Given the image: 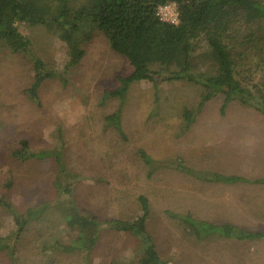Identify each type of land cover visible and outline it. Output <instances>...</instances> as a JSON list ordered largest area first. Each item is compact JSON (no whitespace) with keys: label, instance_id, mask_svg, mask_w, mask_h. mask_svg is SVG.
Masks as SVG:
<instances>
[{"label":"rangeland","instance_id":"374dc122","mask_svg":"<svg viewBox=\"0 0 264 264\" xmlns=\"http://www.w3.org/2000/svg\"><path fill=\"white\" fill-rule=\"evenodd\" d=\"M31 41L29 52L12 53L0 45V197L22 212L56 198L52 159L20 161L12 151L23 139L34 151L63 146L64 162L81 176L77 200L102 218H129L139 212L136 198L146 194L152 210L148 226L160 256L170 264H264V237L248 241L212 237L198 240L165 210L191 213L214 223L230 222L264 232V183L207 182L173 168H158L148 176L136 154L144 148L151 157L171 163L183 160L195 171L264 178V115L233 101L223 108L218 96L197 111L202 89L184 82L148 80L134 83L123 104L127 141L105 127L106 115L120 106L118 98L103 101L105 90L118 86V77L132 66L97 32L78 66L67 73V84L47 79L40 89L41 106L24 93L34 79L32 59L63 72L66 45L42 25H20ZM194 117L185 128L183 111ZM176 165V164H173ZM12 183L11 188L7 184ZM12 216L0 209V234L14 233ZM66 225L54 207L41 221L27 226L19 240L14 264H83L79 254L55 251L54 240L67 241ZM45 240H52L47 248ZM135 241L104 230L93 264H133ZM0 264H13L0 252Z\"/></svg>","mask_w":264,"mask_h":264},{"label":"trees","instance_id":"16d2710c","mask_svg":"<svg viewBox=\"0 0 264 264\" xmlns=\"http://www.w3.org/2000/svg\"><path fill=\"white\" fill-rule=\"evenodd\" d=\"M175 3L178 21L162 20L161 6ZM42 25L66 45L68 61L63 72L47 68L41 58L32 59L34 79L24 89L30 102L41 106L40 89L47 79L59 78L67 84V73L78 66L86 54V46L97 32L108 39L110 47L124 56L132 66L129 75L118 77L119 84L105 90L103 101L120 100L119 108L105 117V127L114 130L123 141L129 136L124 128L122 108L134 83L148 80L158 88L162 82H184L202 89L197 111L215 97H223V108L233 101L253 107L264 115V0H0V45L12 53H26L30 39L20 25ZM196 113L185 108V128ZM64 145L34 151L23 139L12 151L20 161L52 159L56 165L53 180L56 198L17 209L7 195L0 197V209L10 214L17 230L0 234V252L14 264L19 240L27 226L42 220L49 206L64 221L69 239L54 240L55 251L79 254L83 264L92 258L109 230L135 241L133 264H170L163 259L148 226L151 201L146 194L136 198L139 212L132 217L102 218L83 206L76 198L75 186L81 176L64 162ZM152 176L158 168H173L207 182H256L264 178L246 179L213 171H195L183 160L163 163L141 147L136 149ZM12 183L7 184L11 188ZM172 221L180 224L198 240L212 237L248 241L264 237V232L214 223L195 218L191 213L165 210ZM52 240H45V248ZM111 264H115L112 262Z\"/></svg>","mask_w":264,"mask_h":264},{"label":"built area","instance_id":"2783aa9c","mask_svg":"<svg viewBox=\"0 0 264 264\" xmlns=\"http://www.w3.org/2000/svg\"><path fill=\"white\" fill-rule=\"evenodd\" d=\"M158 14L160 15L162 20L170 21L173 23H177L178 21V11L177 5L175 3L161 6L159 8Z\"/></svg>","mask_w":264,"mask_h":264}]
</instances>
